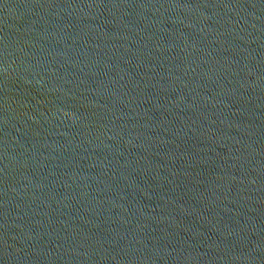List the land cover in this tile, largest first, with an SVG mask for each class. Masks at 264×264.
<instances>
[{"label": "water", "instance_id": "water-1", "mask_svg": "<svg viewBox=\"0 0 264 264\" xmlns=\"http://www.w3.org/2000/svg\"><path fill=\"white\" fill-rule=\"evenodd\" d=\"M0 21L264 161V0H0Z\"/></svg>", "mask_w": 264, "mask_h": 264}]
</instances>
